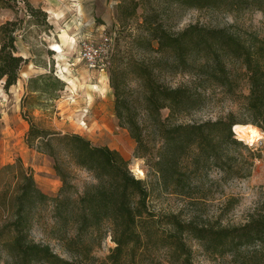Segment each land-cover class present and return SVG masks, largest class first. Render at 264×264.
Returning a JSON list of instances; mask_svg holds the SVG:
<instances>
[{
    "label": "trees",
    "instance_id": "obj_1",
    "mask_svg": "<svg viewBox=\"0 0 264 264\" xmlns=\"http://www.w3.org/2000/svg\"><path fill=\"white\" fill-rule=\"evenodd\" d=\"M20 0H0V9L15 11ZM131 10L123 4L119 15L123 20L134 17L138 9L150 0H127ZM144 1V2H143ZM159 9L149 8L141 26L148 36L147 47L160 55L169 71L189 73L205 82L234 93V81L227 64L234 62L245 71L249 94L243 110L247 119L239 121L230 113L226 119L199 123H174L173 118L198 109L202 95L191 88L165 87L157 83L146 66L134 65L131 74L140 81L145 91L143 105L145 121L141 122L138 106L124 96L119 81L110 72L109 84L114 92L115 118L135 142L134 156L154 157L150 172L163 191L186 195L190 188L189 174L201 169L216 168L226 178H245L251 173L252 162L243 156L247 147L238 141L232 131L235 125H252L264 132V39L255 34L239 35L229 28H213L191 24L179 32L168 31L159 20L161 4L186 9H218L229 13L256 10L264 16V0H155ZM25 12L35 17L36 25L47 26L46 13L22 0ZM20 20L0 25V81L8 91L20 78L28 60L18 54L16 34L22 30ZM125 64L122 78L128 73ZM131 67V66H130ZM122 83V84H121ZM64 83L51 75L29 80L24 105L31 100L35 109L56 101ZM35 93V95H31ZM53 106V105H52ZM169 115L163 119L161 110ZM25 118L28 115L24 116ZM29 147L53 161V169L62 181L60 195L65 192L68 174L64 158L76 168L88 172L96 181L87 185L74 202L60 196L51 199L35 184L31 174L19 172V184L12 199L14 220L9 224L12 239L6 244L10 264H92L79 256L67 260L57 255L49 245L29 239L28 214L33 208L49 201L55 204L56 218L67 210L68 220L75 227V235L68 242H83L82 237L104 222L110 224L111 241L115 247L102 264H194L187 240L200 243L209 255L224 256L239 247L264 243V214L261 212L240 227H214L183 220L179 214L162 218L150 209L149 190L144 181L136 179L129 162L116 150L95 146L85 137L72 133L62 134L38 128L29 120L26 136ZM190 159V168L183 161ZM188 170V171H187ZM191 170V171H190ZM95 261V258H88Z\"/></svg>",
    "mask_w": 264,
    "mask_h": 264
},
{
    "label": "rangeland",
    "instance_id": "obj_2",
    "mask_svg": "<svg viewBox=\"0 0 264 264\" xmlns=\"http://www.w3.org/2000/svg\"><path fill=\"white\" fill-rule=\"evenodd\" d=\"M124 2L126 4H123ZM157 3L155 0H150L149 4L144 2L145 6L138 9L134 17L123 20L118 7L123 4L127 10H131L129 1L125 0L110 9L107 18L103 17L108 26L100 28L99 31L87 32L85 37L95 41L103 36L111 39V58L103 71L88 69L79 59L78 42L73 53L69 51L60 55L52 51L45 38L48 25H36L35 22L40 23V19L36 21L35 17L28 16L22 0L18 2L15 11L0 9V25L6 21L20 20L19 25L26 33V43L32 44L30 53L33 57H30L29 61H33L34 65L41 69L45 66L44 71L37 72H42L41 75H51L64 83V89L58 93L59 98L45 104L46 107L40 110L30 105L31 100L24 105L21 91L18 94L15 87L5 91L3 81H0V264L11 263L6 244L12 239L9 224L14 220L12 199L16 195L20 171L31 174L36 186L51 199L60 196L63 200L69 198L74 202L82 195L87 185L96 183L88 172L76 168L64 158L68 177L65 192L60 195L63 184L53 169L52 159L38 153L34 146H28V130L20 128V119L28 126L31 120L41 129L62 134L78 133L95 146H108L119 152L129 162L133 176L144 181L150 194L149 207L157 218L172 213L179 214L183 220L231 228L245 225L260 212L264 214V132L259 128L257 129L262 139L257 144L248 145L241 141L247 147V151L242 153L243 156L253 164L248 177L226 178L216 168L201 169L189 174L190 188L186 189V195L173 194L170 190L163 191L158 186L157 179L150 172L154 157H135L136 144L127 130L117 125V120L116 127L110 133L90 129L91 124L95 127L96 123L108 121L95 118L96 111L108 110L111 99L114 105V92L109 84L112 70L119 81H123L121 88L124 89V96L138 106L137 112L144 123L146 116L141 106L145 91L140 81L131 74L134 65L147 66L152 78L165 87L186 86L202 95V105L196 110L173 118L171 121L174 123L216 121L226 119L230 113L239 121L247 119L243 107L249 94V84L245 71L239 64H227L235 83L234 93L229 94L224 89L205 82L201 77L169 71L164 61H159L160 55L148 49V36L141 23L149 8L159 9ZM161 8L159 20L171 32H179L188 25L199 24L213 28L226 27L239 35L255 34L264 39V16L256 10L229 13L218 9L196 10L162 4ZM87 10L86 16L98 24L102 23L101 15L96 13L94 5H88ZM39 36L46 41H42ZM52 41L54 40H51V43ZM127 63H130L131 67L128 66V73L122 78V70ZM25 115L28 117L25 118ZM168 115L167 109L161 110L163 119ZM183 164L190 168V159L186 158ZM134 166L143 172V177L136 175ZM54 208L55 204L49 201L31 210L28 214L29 239L35 243L49 245L64 259L72 260L74 256H79L85 262L89 260L92 264H102L115 247L111 241L110 224L104 222L99 228L89 230L82 237L83 242H68L76 233L75 227L70 222L64 226L68 220L66 209L63 210V217L56 218ZM187 243L194 264H264V243L244 245L224 256L209 255L195 240L188 238ZM88 258L96 260L91 261Z\"/></svg>",
    "mask_w": 264,
    "mask_h": 264
},
{
    "label": "crops",
    "instance_id": "obj_3",
    "mask_svg": "<svg viewBox=\"0 0 264 264\" xmlns=\"http://www.w3.org/2000/svg\"><path fill=\"white\" fill-rule=\"evenodd\" d=\"M26 1L33 8L41 9L43 12L46 13L47 16L46 22L49 29H48V34L45 35V38L47 39L50 45L49 47L52 51H54L57 54L64 55L69 51H72L73 53V50L75 49V45H77V42L80 44V41L82 39L95 40L90 37H85V35H87V32L93 30L99 31L100 28H103L104 26H108L107 21L103 17L105 16L107 18L110 14L109 10L114 9V7H116L118 4L122 3L125 0H26ZM88 5L89 6L94 5L96 13L98 14L100 13L102 20L101 24L96 23L94 19H90L88 16H86L88 12L87 10ZM98 14L96 15V17H98ZM69 28H71L72 30L70 31ZM23 31L24 29L16 34L15 45L18 54L29 61L30 57H33L31 56L30 53L32 44L30 43L29 45L26 43L27 37H26V33H24ZM39 38H41V36H39ZM41 39L42 41H46L44 38ZM51 40L54 41H52L51 43ZM53 45L58 46L60 48V51L53 50L51 48ZM38 70L44 71L45 66L43 69H41L37 65H34L33 61H29L24 66V68L20 73V78L18 79L17 83L14 86H12L16 88L18 94L20 93V91H21V95H23L24 97H26L29 94L27 90L28 82L29 80L41 75L42 72H37ZM31 95H35V93H31ZM110 101L111 102H110V106H108V110H98L95 113V118L98 119L100 118L103 121L104 120H108V121L102 123H96L95 127L94 124H91L90 125L91 130L95 129L100 132L103 131V133H110L116 127V121H115L116 118H115L113 100L111 99ZM19 126L20 128L25 130H28L29 127L28 124L22 119H20ZM31 167H34V165H32Z\"/></svg>",
    "mask_w": 264,
    "mask_h": 264
},
{
    "label": "built area",
    "instance_id": "obj_4",
    "mask_svg": "<svg viewBox=\"0 0 264 264\" xmlns=\"http://www.w3.org/2000/svg\"><path fill=\"white\" fill-rule=\"evenodd\" d=\"M111 52V39L103 36L97 41L82 39L78 55L88 69H103L109 65Z\"/></svg>",
    "mask_w": 264,
    "mask_h": 264
},
{
    "label": "bare ground",
    "instance_id": "obj_5",
    "mask_svg": "<svg viewBox=\"0 0 264 264\" xmlns=\"http://www.w3.org/2000/svg\"><path fill=\"white\" fill-rule=\"evenodd\" d=\"M53 50L60 51V48L56 45L51 47ZM233 132L237 140L243 141L248 145L257 144L261 139L262 135L257 129V127L248 125H235L233 127ZM134 171L137 176L143 177V172L137 167L134 166Z\"/></svg>",
    "mask_w": 264,
    "mask_h": 264
},
{
    "label": "water",
    "instance_id": "obj_6",
    "mask_svg": "<svg viewBox=\"0 0 264 264\" xmlns=\"http://www.w3.org/2000/svg\"><path fill=\"white\" fill-rule=\"evenodd\" d=\"M232 131H233V129H232ZM234 133V132H233Z\"/></svg>",
    "mask_w": 264,
    "mask_h": 264
}]
</instances>
